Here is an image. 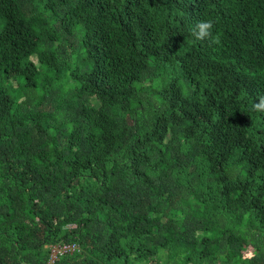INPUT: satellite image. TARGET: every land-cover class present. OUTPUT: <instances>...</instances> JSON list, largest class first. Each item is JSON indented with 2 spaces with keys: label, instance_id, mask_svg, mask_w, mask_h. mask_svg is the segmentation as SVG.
Wrapping results in <instances>:
<instances>
[{
  "label": "trees",
  "instance_id": "1",
  "mask_svg": "<svg viewBox=\"0 0 264 264\" xmlns=\"http://www.w3.org/2000/svg\"><path fill=\"white\" fill-rule=\"evenodd\" d=\"M262 100L264 0H0V264H264Z\"/></svg>",
  "mask_w": 264,
  "mask_h": 264
},
{
  "label": "clouds",
  "instance_id": "2",
  "mask_svg": "<svg viewBox=\"0 0 264 264\" xmlns=\"http://www.w3.org/2000/svg\"><path fill=\"white\" fill-rule=\"evenodd\" d=\"M213 23L211 20L201 21L195 24L191 29L192 37L199 41L209 37ZM256 108H264V100L259 105H254Z\"/></svg>",
  "mask_w": 264,
  "mask_h": 264
},
{
  "label": "built area",
  "instance_id": "3",
  "mask_svg": "<svg viewBox=\"0 0 264 264\" xmlns=\"http://www.w3.org/2000/svg\"><path fill=\"white\" fill-rule=\"evenodd\" d=\"M79 250L77 243L70 242L64 244H57L51 247L50 259L49 262L52 263L58 256L65 253H73Z\"/></svg>",
  "mask_w": 264,
  "mask_h": 264
},
{
  "label": "rangeland",
  "instance_id": "4",
  "mask_svg": "<svg viewBox=\"0 0 264 264\" xmlns=\"http://www.w3.org/2000/svg\"><path fill=\"white\" fill-rule=\"evenodd\" d=\"M60 86V88H62V85H59Z\"/></svg>",
  "mask_w": 264,
  "mask_h": 264
}]
</instances>
